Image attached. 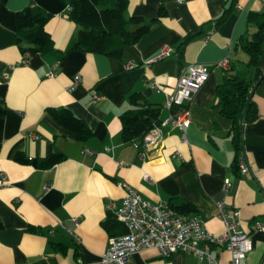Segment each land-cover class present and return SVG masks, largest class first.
I'll return each instance as SVG.
<instances>
[{"label": "crops", "instance_id": "0c3cea01", "mask_svg": "<svg viewBox=\"0 0 264 264\" xmlns=\"http://www.w3.org/2000/svg\"><path fill=\"white\" fill-rule=\"evenodd\" d=\"M229 2L128 0L127 16L147 22L160 6L166 15L126 46L119 60L69 49L80 28L65 14L63 0H0V98L6 105L0 117V264H99L108 238L124 230L115 211L107 208L109 202L120 203L121 182L154 203L192 204L212 233L223 227L216 214L219 201L240 210L246 231L254 221L264 222V49L260 64L248 68L247 55L235 48L239 37L254 31L247 16L263 11L264 0H237L227 18L216 24ZM26 6L52 14L45 28L54 48L46 54H22L17 47L15 14ZM190 33L195 36L180 65L177 47ZM167 47L170 55L159 58ZM225 58L234 63V74L251 81L258 110L256 121L243 127L241 154L250 167L244 175L233 168L231 121L216 107V87L226 72L217 63ZM193 63L206 64L210 74L189 103L187 141L182 142V133L168 123L162 126L161 146L145 149L140 158L134 143L141 141L123 142L120 135V114L129 108V94L140 92L158 106L164 122L170 115L165 93L175 87L180 70ZM55 64L56 74L49 77ZM76 75L78 82L73 81ZM61 106L84 120L92 136L76 139L45 111ZM85 148L92 153H84ZM53 150L65 158L51 168H38L37 159ZM17 151L29 161H15ZM225 178L230 180L227 190ZM250 238L252 250L243 262L256 264L264 251V231L251 232ZM55 243L64 250L56 249ZM202 246H208L219 262L229 261L221 247ZM126 264L204 263L190 252L163 258L156 249H144Z\"/></svg>", "mask_w": 264, "mask_h": 264}, {"label": "trees", "instance_id": "16d2710c", "mask_svg": "<svg viewBox=\"0 0 264 264\" xmlns=\"http://www.w3.org/2000/svg\"><path fill=\"white\" fill-rule=\"evenodd\" d=\"M66 3L65 14L79 26V32L70 46V50H80L85 53H100L114 59H122L123 49L135 44L146 33L151 25L166 15L164 7L160 6L157 16L145 21L139 16H127L128 0H63ZM237 0H230L221 14L215 19L216 24L223 22L234 9ZM52 14L41 7L26 6L15 14L17 47L22 54H46L53 50L54 42L45 28ZM249 23L254 25V31L238 38L235 48L247 55L246 66L256 67L261 62L264 49V10L249 12ZM135 26L130 29V26ZM195 34H186L177 47L178 62L181 65L186 45ZM233 64L226 70L221 82L216 87V107L222 116L231 121L229 136L235 150L233 168L237 171L236 161L243 151L244 124L256 121L257 106L250 97L253 85L251 81L234 74ZM129 108L120 114L121 139L123 142L142 141L144 134L153 124H160V108L149 102L140 92H132L128 96ZM246 109V111H245ZM58 124L73 133L80 141L92 136L90 127L84 120L77 117L68 107H47L45 110ZM245 111V112H244ZM6 114V105L0 98V117ZM65 158L59 151L53 150L45 157L37 159L40 169L51 168ZM14 160L20 163L29 159L22 151L14 154ZM176 210L184 213L194 212L195 208L188 202L179 204L169 201ZM109 231V224H104ZM2 224L0 223V229ZM124 228V227H123ZM34 230V228H30ZM125 229L121 232L123 233ZM113 235V234H112ZM60 251L64 246L52 244Z\"/></svg>", "mask_w": 264, "mask_h": 264}, {"label": "built area", "instance_id": "2783aa9c", "mask_svg": "<svg viewBox=\"0 0 264 264\" xmlns=\"http://www.w3.org/2000/svg\"><path fill=\"white\" fill-rule=\"evenodd\" d=\"M171 51L168 47L162 49L159 58L169 56ZM217 64L225 70L230 69L229 58L222 59ZM56 67L57 64L51 67L49 77L55 76ZM209 74V67L203 63H193L180 70L175 87L171 92L165 93V105L170 109L169 117L160 124H153L144 134L140 144L134 143L140 148V158H144L145 149L161 146L165 138L162 126L168 123L182 133V142L187 141L184 132L191 124L189 103L208 79ZM79 80V75L74 76V82ZM153 87L160 90L157 84ZM94 99H97L95 95ZM83 152L92 153L86 148ZM176 154L181 157L180 154ZM236 165L237 172L241 175L250 172L243 154L237 158ZM145 177L149 178L147 175ZM119 185L124 191L120 203L109 202L107 208L115 211L125 231L108 238L107 248L99 264H126L133 254L144 249H156L163 258H169L179 252H190L204 264H245L243 261L252 250L250 233L264 231V222L259 220L253 222L250 231L242 229L240 210L226 201H219L216 203V214L223 227L221 232L212 233L196 213L180 212L166 201L151 202L126 182ZM229 187L230 180L225 178L223 188L227 190ZM73 221L78 225L77 219ZM202 244L221 247L229 253V261L219 262L210 248L203 247ZM256 264H264V251Z\"/></svg>", "mask_w": 264, "mask_h": 264}, {"label": "water", "instance_id": "95a60500", "mask_svg": "<svg viewBox=\"0 0 264 264\" xmlns=\"http://www.w3.org/2000/svg\"><path fill=\"white\" fill-rule=\"evenodd\" d=\"M253 89H254V88H252V90H251V94H250V97L252 96V93H253ZM245 111H246V109H245ZM245 111H244V112H245Z\"/></svg>", "mask_w": 264, "mask_h": 264}]
</instances>
